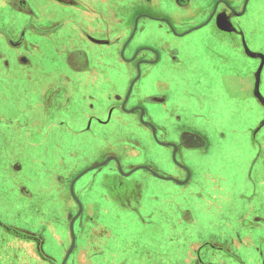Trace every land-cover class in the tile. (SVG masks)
Returning a JSON list of instances; mask_svg holds the SVG:
<instances>
[{
  "label": "crops",
  "instance_id": "crops-1",
  "mask_svg": "<svg viewBox=\"0 0 264 264\" xmlns=\"http://www.w3.org/2000/svg\"><path fill=\"white\" fill-rule=\"evenodd\" d=\"M0 109V264H114L144 223L264 264V0H0Z\"/></svg>",
  "mask_w": 264,
  "mask_h": 264
},
{
  "label": "rangeland",
  "instance_id": "rangeland-1",
  "mask_svg": "<svg viewBox=\"0 0 264 264\" xmlns=\"http://www.w3.org/2000/svg\"><path fill=\"white\" fill-rule=\"evenodd\" d=\"M201 18L194 17L189 21V24L199 23ZM188 26L187 24L185 27ZM184 27V26H180ZM202 30L193 31L188 33L178 40H197L202 35ZM3 112L0 109V114ZM87 161L83 160L75 168L80 170L82 167L86 166ZM144 173L143 169H138L134 174L141 175ZM62 179V177H57ZM163 183V181H161ZM167 183V181H164ZM39 194V193H38ZM70 197V196H69ZM69 199V198H68ZM72 215V213H71ZM70 221V220H69ZM134 225V224H133ZM125 227V225H123ZM135 230H138V235H129V237L124 238L120 233L112 236L116 238L113 240L115 242L114 255L112 256V263L119 264L120 262L126 264H182L184 255H187L188 251H192L190 247H195L199 237L194 233L195 227L189 226L186 231H181L180 236H172L168 234V229L153 227L151 223H144L138 227L137 224L133 226ZM158 234L155 236L156 232ZM164 232V234H163ZM152 233V234H151ZM154 234V235H153ZM105 241V238L104 240ZM107 242V240H106ZM207 245H215L218 241L208 240ZM224 244H228L229 251L236 249L234 239L223 240ZM221 263V262H220Z\"/></svg>",
  "mask_w": 264,
  "mask_h": 264
},
{
  "label": "flooded vegetation",
  "instance_id": "flooded-vegetation-1",
  "mask_svg": "<svg viewBox=\"0 0 264 264\" xmlns=\"http://www.w3.org/2000/svg\"><path fill=\"white\" fill-rule=\"evenodd\" d=\"M217 9V8H216ZM218 39L219 41L217 42V49L215 50L216 52H218L220 54V56H222L221 53H230V55H233V54H236L235 51L239 50L241 47L239 44V41H236V40H232V39H229V35L227 34H224L222 32H218ZM226 39H229V40H226ZM208 42V41H207ZM209 43V42H208ZM211 46V45H210ZM214 65V64H213ZM219 64H217V67H218ZM219 69L222 71L221 73H219V75H225V73H227V68L226 66L222 63L221 65H219ZM195 117L193 119L189 118V117H186L185 119L183 118L182 119V123L186 126L192 124L193 122H195L196 120H194ZM248 120H251L252 117L251 116H248L247 118ZM263 159L261 158L259 160V162L261 163L262 165V162ZM181 162V161H180ZM249 162V161H248ZM255 163H257V160L255 161H252V164L254 165ZM262 168V167H261ZM117 183V182H116ZM118 185V184H117ZM264 191H262V189L258 192V196L262 195L261 198L264 196ZM98 195V198H100L101 200H104V201H107L105 199H108V196L110 195V192H99L97 193ZM114 195H115V198H119V193H115L114 192ZM37 196V195H36ZM37 198V197H36ZM106 211V210H105ZM81 214V213H80ZM119 232V231H118ZM114 248V247H113ZM112 252H114L113 249H111ZM112 261V259H111Z\"/></svg>",
  "mask_w": 264,
  "mask_h": 264
},
{
  "label": "water",
  "instance_id": "water-1",
  "mask_svg": "<svg viewBox=\"0 0 264 264\" xmlns=\"http://www.w3.org/2000/svg\"><path fill=\"white\" fill-rule=\"evenodd\" d=\"M70 229H71V231L73 233V220L70 222Z\"/></svg>",
  "mask_w": 264,
  "mask_h": 264
},
{
  "label": "snow or ice",
  "instance_id": "snow-or-ice-1",
  "mask_svg": "<svg viewBox=\"0 0 264 264\" xmlns=\"http://www.w3.org/2000/svg\"><path fill=\"white\" fill-rule=\"evenodd\" d=\"M256 87H257V90H258V89H259V84H257V86H256Z\"/></svg>",
  "mask_w": 264,
  "mask_h": 264
}]
</instances>
